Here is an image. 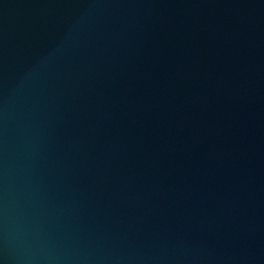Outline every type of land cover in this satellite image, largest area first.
I'll return each mask as SVG.
<instances>
[{"label": "water", "instance_id": "1", "mask_svg": "<svg viewBox=\"0 0 264 264\" xmlns=\"http://www.w3.org/2000/svg\"><path fill=\"white\" fill-rule=\"evenodd\" d=\"M0 264H264V0H0Z\"/></svg>", "mask_w": 264, "mask_h": 264}]
</instances>
